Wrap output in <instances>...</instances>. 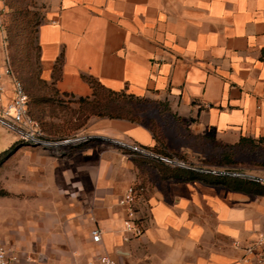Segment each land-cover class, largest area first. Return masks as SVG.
Listing matches in <instances>:
<instances>
[{
  "label": "crops",
  "instance_id": "0c3cea01",
  "mask_svg": "<svg viewBox=\"0 0 264 264\" xmlns=\"http://www.w3.org/2000/svg\"><path fill=\"white\" fill-rule=\"evenodd\" d=\"M37 44L40 78L60 94L90 97L92 77L162 104L165 116L217 145L264 139V0H51ZM0 86L5 104L13 84L1 38ZM79 134L92 140L54 155L18 146L0 125L9 193L0 197V239L18 264H101L102 256L116 264H245L243 247L264 232V196L137 162L117 142L156 147L144 123L92 116ZM131 185L144 188L136 204L144 233L127 239L121 199Z\"/></svg>",
  "mask_w": 264,
  "mask_h": 264
},
{
  "label": "rangeland",
  "instance_id": "374dc122",
  "mask_svg": "<svg viewBox=\"0 0 264 264\" xmlns=\"http://www.w3.org/2000/svg\"><path fill=\"white\" fill-rule=\"evenodd\" d=\"M50 1L0 0L2 59L11 76L19 80L32 95L51 99L50 103L42 105V108L46 110L44 122L57 131L51 137L64 142L79 136L80 131L86 127L90 118L86 119V112L76 100L56 93L50 85L46 89L40 83L41 63L37 32L43 21L44 11L50 7ZM138 111L144 118V124L151 125L153 129L166 136L167 143L171 148V155L183 160L189 166L195 168L217 166L222 170H236L245 175L257 177L259 175L264 178V152L258 149L264 146L242 148L232 158L233 164H219L217 162L221 159V154L211 138L205 140L196 136L187 126H181L171 117L165 116L156 105L146 104L140 106ZM17 144L22 148L27 147L19 142ZM82 145L84 143H63L60 147L50 149V151L54 155L56 153L68 155L73 146L76 148ZM0 167H2L0 191L7 192L6 165L2 163ZM7 196L2 197L6 198Z\"/></svg>",
  "mask_w": 264,
  "mask_h": 264
},
{
  "label": "built area",
  "instance_id": "2783aa9c",
  "mask_svg": "<svg viewBox=\"0 0 264 264\" xmlns=\"http://www.w3.org/2000/svg\"><path fill=\"white\" fill-rule=\"evenodd\" d=\"M6 73L11 76L8 68H6ZM11 79L13 84V98L5 104L2 102L3 88L0 86V125L15 133L20 143L27 146L50 150L60 147L63 143H86L92 140L91 136L84 135L60 142L46 134L41 128L39 122L28 112V96L24 90L23 84L13 76H11ZM117 143L122 150H127L132 156L150 158L172 168H183L214 175L243 177L264 184V178L245 175L236 170H222V168H195L172 155L160 154L150 148L136 144ZM143 191L144 188L131 185L127 188L121 199V204L126 211L124 232L127 239L139 237L144 233L143 225L136 217L137 199ZM91 235L94 242H100L101 231L98 228L92 230ZM243 250L244 256L242 260L245 264H264V232L260 233L256 240L248 242L243 247ZM18 261V256L8 247V244L4 240L0 239V264H18ZM99 261L101 264H116L107 256L100 257Z\"/></svg>",
  "mask_w": 264,
  "mask_h": 264
},
{
  "label": "trees",
  "instance_id": "16d2710c",
  "mask_svg": "<svg viewBox=\"0 0 264 264\" xmlns=\"http://www.w3.org/2000/svg\"><path fill=\"white\" fill-rule=\"evenodd\" d=\"M61 64V59H58L55 69L58 71L59 65ZM56 73H54L55 76ZM85 80L88 82L90 87L92 88V95L90 97H80L75 98L69 94H61L63 96L70 97L76 100L80 106L82 107L83 111L86 112V119H89L92 116L96 117H105L109 119H123L128 120L135 123H143L144 118L140 115V111L138 108L140 106L151 104L156 105L160 110L163 112L166 111L167 108L164 107L162 104H156L145 99L136 97L132 94H128L125 91L117 92L111 89L104 87L100 82L92 77H86ZM40 83L44 88H48L50 85L54 91L60 94L51 84L46 83L40 78ZM24 87V85H23ZM24 90L28 96V112L29 114L39 122L41 128L47 132L48 135L54 136L57 131L53 130L51 125H48L44 122V115L45 109L42 108V105H47L51 102L50 98L45 96H34L26 90ZM52 103H55L52 101ZM151 127V125H149ZM152 132L154 137L157 140L158 145L154 148H151L153 151L169 155L166 151V147L164 142L158 137L157 131L152 128ZM20 143V141H18ZM17 142V143H18ZM257 145L264 146V139H253L242 137L238 143L235 145H217L218 148L222 149L220 153L221 159L218 160L217 163L219 164H233L235 155L239 152L242 148H257ZM258 149L264 152V147H259ZM125 153L129 154L127 150H124ZM223 157V159H222ZM264 157V156H263ZM133 158L139 162H148V163H155L161 171L166 173L169 177L176 178V179H183L187 181H194L199 180L206 184L210 185H218L223 186L228 190L231 191H238L247 194H253L257 196H264V184L248 178L243 177H236L230 175H214L209 173H201L194 170L183 169V168H172L167 166L161 162L155 161L150 158L142 157V156H133ZM8 195L7 192L0 191V197Z\"/></svg>",
  "mask_w": 264,
  "mask_h": 264
}]
</instances>
